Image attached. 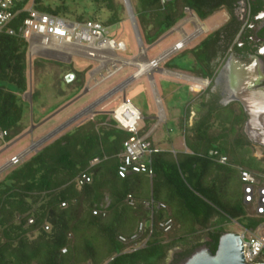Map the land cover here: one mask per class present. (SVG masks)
Returning <instances> with one entry per match:
<instances>
[{
  "label": "trees",
  "instance_id": "trees-1",
  "mask_svg": "<svg viewBox=\"0 0 264 264\" xmlns=\"http://www.w3.org/2000/svg\"><path fill=\"white\" fill-rule=\"evenodd\" d=\"M236 1L138 0L137 8L132 7L142 39L153 46L185 18L187 9L204 22L223 9L231 13L230 5ZM256 1L264 5V0ZM33 7L43 14L106 29L126 20L120 0H34ZM25 18L26 14L20 15L11 28L17 30ZM234 25V20L229 21L185 52L201 66L192 73L211 84L201 96L195 124L187 128L188 115L182 119L187 152L155 154L153 178L143 174L119 178V156L132 135L121 130L113 117L103 116L84 119L0 180V264H168L170 254L179 251L173 264H182L204 247L215 254L220 237L228 233L226 222L236 221L247 230L264 224V216H257L243 200L238 168L264 174V159L252 157L251 144L242 133L245 113L239 105L215 107L204 102L218 63L238 34L239 27ZM29 49L20 36L0 33V134L6 133L0 141L4 143L31 127L30 106L23 97L31 91L34 106L42 91L34 82L40 79L52 89L60 100L56 111L83 92L93 69L87 62L76 69L75 61L66 65L30 60ZM165 66L178 69L170 62ZM69 74L74 80L67 84ZM45 106L40 103L42 110ZM154 123L144 122L139 137H145ZM221 157L227 158L228 165L217 162ZM95 159L100 163L91 167ZM84 173L91 183L80 186L77 180ZM151 199L166 209L151 214L144 206ZM102 208L105 216L93 214ZM168 219L173 228L164 233L158 223ZM151 220L156 227L146 248L129 251L118 241L120 236L133 235L140 223L149 226ZM259 263H264V254Z\"/></svg>",
  "mask_w": 264,
  "mask_h": 264
},
{
  "label": "rangeland",
  "instance_id": "rangeland-1",
  "mask_svg": "<svg viewBox=\"0 0 264 264\" xmlns=\"http://www.w3.org/2000/svg\"><path fill=\"white\" fill-rule=\"evenodd\" d=\"M120 1L124 3V0ZM132 4L137 8L138 0H129V12L133 15L134 20H131L126 12V20L124 22L107 28V39L115 42H123L126 48L125 51H117L109 47L100 49L91 47L88 44H62L52 41L44 48L40 44V47L30 51L32 45H38L39 41L41 42L38 38L32 40L31 45H29L30 60L43 59L62 64H70L75 61L76 69H82L83 62L92 64L93 69L90 72L91 84L87 88V92H92L93 95L90 94L87 100L83 101H88L90 98L93 101L100 99L98 103L93 102L95 104L89 108L87 106H84V108L80 107L83 101L78 104V107L76 105H67L59 109L60 111L57 114V110L54 111L56 97L52 89L48 85H42L40 79L37 80L39 82H34V87L40 90L41 86L42 91L37 96L34 106H32L30 101L31 91L24 95V99L30 106V115L28 118L32 126L38 124L41 119H46L44 126L46 129L42 130L40 128L39 133L30 127L22 135V138H18L19 140L15 139L10 143L0 141V180L10 170L28 159L31 155L37 153L40 149L62 135L72 131L77 124L87 117L90 116L96 120L102 119L104 115L95 114L100 111H106L112 117L114 108L120 102L124 101L125 98L143 116L150 115L155 111L154 95L151 93L153 89L156 91L155 86L160 103L165 112L175 110L178 113L173 112V114L178 116L184 112L187 103L193 96L190 89L191 86L189 87L181 81L168 78V76L163 79L160 78L158 75L159 71L156 68H150V71H147L141 78L135 79L136 81L132 83V76L137 72L136 65H147L151 61L160 59L157 64L160 69L171 73L194 75L192 71L199 70L201 66L192 57L187 56V53L174 56L170 62V65L177 67L179 70L174 71L175 69L166 68L164 62L173 56L170 54V51L175 46H178L179 43L184 45V49L192 48L201 41L202 36L224 25L227 14L219 11L202 22L195 14L186 10V16L183 20L155 45L147 46L140 35L138 25L135 24L137 22ZM148 47L152 48L148 49ZM160 52L162 53L158 55ZM122 70L127 71L125 77L123 74H119ZM70 80H72L71 77ZM153 81L155 86L153 85L152 87ZM69 83L67 82V84ZM129 83L131 84L128 85ZM11 89L15 91L13 87ZM78 96L74 97L71 101H76ZM40 103L46 104L43 110L40 108ZM52 110L55 114L54 112L52 113ZM32 118L34 122H32ZM176 118V120L174 119L168 122L166 131L163 128L159 129L158 137H161L160 145L163 150L171 151L174 148L175 152L181 153L185 152L187 148L184 147V136L181 134L178 126V117ZM25 120L27 121V119ZM194 121L195 117L192 119V122ZM33 130L35 132L34 134L32 133ZM163 131L164 135L161 134ZM14 157L20 159L19 164L13 165L11 163ZM239 196L238 193V198ZM242 229L236 221H229L224 224V230L230 233H240L243 232ZM260 233L264 234V225ZM172 255L173 252L170 254V258Z\"/></svg>",
  "mask_w": 264,
  "mask_h": 264
},
{
  "label": "built area",
  "instance_id": "built-area-1",
  "mask_svg": "<svg viewBox=\"0 0 264 264\" xmlns=\"http://www.w3.org/2000/svg\"><path fill=\"white\" fill-rule=\"evenodd\" d=\"M26 1L0 0V33L5 32L11 36H20L29 45L35 38L41 40L38 45H32L30 51L40 47V44L44 48L51 41L62 44H88L91 47L100 49L109 47L117 51L126 50L123 42L107 39V29L99 24H80L43 14L34 9V0ZM22 14H26L25 20L17 30L12 29V23ZM70 77L74 80V75L69 74ZM112 117L121 130L132 135L124 143V151L119 156L120 163L117 171L119 178L126 179L134 174H143L153 178L152 157L162 152V150L154 146L146 137H139L138 133L143 121L142 114L125 98L123 103L114 110ZM5 136V132L1 133L0 140H3ZM19 162L18 157L11 160L13 165H17ZM217 162L221 165H228L225 157L219 158ZM98 163H100V160L95 159L90 165L93 167ZM238 170L240 180L243 183L244 204L251 206L257 216H264V174L253 173L242 168H238ZM77 181L80 186H84L91 183V178L84 173ZM106 203L108 206V200H106ZM128 203L131 207L134 206L131 196L128 197ZM62 206L65 207L66 205L63 204ZM144 206L151 214L166 209L164 204L157 203L154 199L145 202ZM93 214L95 216H105L106 211L104 208L96 209ZM29 224H33V220L29 221ZM155 227L153 220H151L149 226L146 223H140L133 235L130 237L120 236L118 241L127 246L129 251L146 248ZM158 228L164 233H169L173 228V221L171 219L161 221L158 223ZM262 228L261 225L256 230L244 229L239 234L243 241V256L248 264H259V259L264 254V234L260 233ZM148 229H150L149 235H147ZM46 230H49V228L46 227ZM63 253H66V250Z\"/></svg>",
  "mask_w": 264,
  "mask_h": 264
},
{
  "label": "flooded vegetation",
  "instance_id": "flooded-vegetation-1",
  "mask_svg": "<svg viewBox=\"0 0 264 264\" xmlns=\"http://www.w3.org/2000/svg\"><path fill=\"white\" fill-rule=\"evenodd\" d=\"M224 6L229 7V5ZM230 8L231 13L222 10L227 14L224 25L234 20L236 24L234 28L238 26L239 31L224 58L218 63L219 68L206 98L207 102L215 107L235 104L243 109L246 121L242 133L247 136L254 148L261 150L264 159V145L251 140L246 134L250 117L246 109L238 103V101L253 103L261 114L264 124V5L256 0H237L234 4L231 3ZM206 36L207 34L202 36L197 45L186 51L198 46ZM208 82L211 84L210 81ZM180 253L181 251L174 252L168 264H173V258Z\"/></svg>",
  "mask_w": 264,
  "mask_h": 264
},
{
  "label": "crops",
  "instance_id": "crops-1",
  "mask_svg": "<svg viewBox=\"0 0 264 264\" xmlns=\"http://www.w3.org/2000/svg\"><path fill=\"white\" fill-rule=\"evenodd\" d=\"M159 42V41H158ZM181 47H174L171 49L170 51V54H172L173 56L168 59L166 62H164V66L165 64H167L168 62H171V60L173 59L174 56L178 55V54H183L185 53L186 49H184V45L182 43H179ZM149 48H152V47H148ZM157 53V52H155ZM162 52L158 53V55H160ZM147 54H149V52H147ZM160 61V59L158 60H154V61H151L149 64L147 65H142V64H137L136 67H137V72L132 76V83H134L136 80L135 79H138V78H141L143 74L147 73V71H150L149 69L151 68H156L159 73L158 75L160 76V78H165L168 76V78H172L174 80H178V81H181L183 83H185L187 86H191L190 89H191V93H192V99L187 103L185 109H184V112L181 114V115H176V114H173V112L175 113H178L177 111L175 110H168V112H165L164 109L162 108V104L160 103V99L158 97V93H157V88L154 84V81H153V84H152V87L153 85L155 86V90L153 89V91L151 90V93L152 95H154V100H155V111L153 113H151L150 115H146V116H143V121L140 125V127L142 128L144 126V122L148 121V120H154L155 123L154 125L151 127V129L149 130V132L147 133V135L145 136L146 138H148L156 147L160 148L162 151H168V150H163L161 148V145H160V141H161V137H158V131L159 129L163 128L164 131H166L167 129V124L170 120H174L176 117H178V126L180 128V130L182 129V119L184 116L188 115V121L186 122V126L187 128H191L195 122L198 120V117H199V113L201 112V102L202 99H201V96L202 94H204L206 92V90L208 89V87L210 86V83L203 79L202 77H198V76H195V75H189V74H185V73H171V72H168V71H165L163 69H160L158 68L157 64L158 62ZM152 62H154L153 64H151ZM68 65V64H66ZM166 67V66H165ZM167 68V67H166ZM173 70V69H172ZM171 70V71H172ZM176 70H179V69H175L174 71ZM91 72V71H90ZM90 72L88 74V78H87V81H86V85H85V89L83 90V92L77 97L76 101H69L67 102L65 105H63L62 107H60L59 109L61 108H64L65 106H73V105H76L78 107V104H80L83 100H87V98L91 95H93L92 92H87V88L89 87V85L91 84V79H90ZM126 70H122L119 74H123L124 77H125V74H126ZM153 77V76H152ZM152 83V82H151ZM150 83V84H151ZM131 83H129L128 85H130ZM127 85V86H128ZM126 87V86H125ZM91 91V90H90ZM31 98V97H30ZM100 99V98H99ZM99 99H95V101H93L91 98L88 99V101H83L81 103V106L82 108H84V106L87 108H89L90 106H92L93 104L95 103H98L99 102ZM23 100L25 102H27L24 97H23ZM75 100V99H74ZM31 101V100H30ZM60 101V100H59ZM58 100H56V104L59 103ZM95 102V103H93ZM204 102H207V98L205 97L204 99ZM123 103L120 102L119 104ZM117 104V102H116ZM118 104V105H119ZM75 106V107H76ZM117 107V106H116ZM115 107V108H116ZM114 108V109H115ZM57 110L56 113L58 114L60 110ZM55 114V112H54ZM96 115H104V116H108L110 117L109 113L106 112V111H100V112H97L95 113ZM195 117V121L192 122V119ZM87 118H90L87 117ZM86 118V119H87ZM111 118V117H110ZM177 119V118H176ZM175 119V120H176ZM45 121L46 119H43L41 122H39L38 124L36 125H31V128L35 129V132H39L40 133V128L42 130H45L46 128L44 127L45 126ZM30 129V128H29ZM164 131L161 132L162 135H164ZM34 130L32 131V133L34 134L35 133ZM181 134L183 135V131L181 130L180 131ZM31 133V134H32ZM246 136V135H245ZM247 137V136H246ZM22 138V136L20 137ZM18 139V138H17ZM16 139V140H17ZM248 139V138H247ZM19 140V139H18ZM249 141V140H248ZM250 142V141H249ZM251 144V142H250ZM184 147L186 148V145H185V139H184ZM251 149H252V157L256 158L257 160H263V155H262V152L259 148H254L253 145L251 144ZM171 150V149H170ZM173 153H177L175 152V149L172 148ZM187 150H185L186 152ZM182 153V152H181ZM264 224H262V227H263ZM245 228H243L242 230H244ZM242 232L240 233H237V234H241Z\"/></svg>",
  "mask_w": 264,
  "mask_h": 264
},
{
  "label": "water",
  "instance_id": "water-1",
  "mask_svg": "<svg viewBox=\"0 0 264 264\" xmlns=\"http://www.w3.org/2000/svg\"><path fill=\"white\" fill-rule=\"evenodd\" d=\"M124 6L128 16L133 19V15L129 12V0H124ZM137 25V23H135ZM66 82H71L69 75L65 78ZM246 87L243 88L245 90ZM248 113L250 121L248 123L246 134L251 140L264 145V124L263 118L253 103L238 101ZM183 264H248L243 256L242 237L237 233H225L219 239L218 249L213 254L207 248H201L194 253ZM257 264V263H250ZM264 264V263H259Z\"/></svg>",
  "mask_w": 264,
  "mask_h": 264
},
{
  "label": "bare ground",
  "instance_id": "bare-ground-1",
  "mask_svg": "<svg viewBox=\"0 0 264 264\" xmlns=\"http://www.w3.org/2000/svg\"><path fill=\"white\" fill-rule=\"evenodd\" d=\"M176 47H181V46H180V44H179V45H178V46H176ZM91 55H92V54H91ZM263 142H264V140H263Z\"/></svg>",
  "mask_w": 264,
  "mask_h": 264
}]
</instances>
